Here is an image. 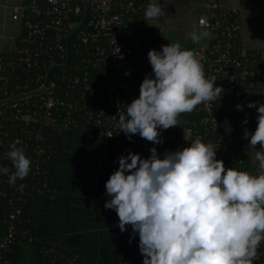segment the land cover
<instances>
[{
	"label": "built area",
	"instance_id": "obj_1",
	"mask_svg": "<svg viewBox=\"0 0 264 264\" xmlns=\"http://www.w3.org/2000/svg\"><path fill=\"white\" fill-rule=\"evenodd\" d=\"M196 1L197 31L211 36L205 45L200 41L185 49L195 51L206 76H214L224 91L215 102L178 116L180 125L162 130L159 145L139 134L129 139L120 132L118 119L152 72L148 52L168 44L144 21L147 0H88L85 24L70 39L67 67L68 38L82 22L83 0H24L14 7L20 34L13 48L0 51V165L15 171L5 155L15 141L32 163L29 175L14 185L0 176V264H19L9 257L12 245L36 240L27 227L26 207L37 195L55 193L51 162L59 154L58 140L78 126L96 129L107 140L131 142L133 149L125 148L124 155L131 151L142 158L150 156L152 147L163 158L170 145L199 137L214 144L226 168L249 172L250 140L244 137L246 130L252 132L258 112L247 105L264 103V49L240 41L244 20L238 7H225L221 0ZM41 253L55 264H80L78 255L55 244H44ZM143 258L137 234L118 264H143ZM252 264H264V242Z\"/></svg>",
	"mask_w": 264,
	"mask_h": 264
},
{
	"label": "clouds",
	"instance_id": "obj_2",
	"mask_svg": "<svg viewBox=\"0 0 264 264\" xmlns=\"http://www.w3.org/2000/svg\"><path fill=\"white\" fill-rule=\"evenodd\" d=\"M162 16L159 0H150L144 11L147 26L161 31ZM188 35L199 43L211 33L193 30ZM148 59L152 72L145 76L139 97L119 112V128L129 139L139 134L159 145L162 130L180 125L178 116L215 102L224 89L214 76H206L195 51L178 42L150 50ZM236 107L243 111V105ZM247 107L258 112L255 132L246 130L244 137L254 150L255 174L226 168L216 158L214 144L199 137H185L190 146L166 151L163 158L156 147L147 158L131 151L119 157L118 169L105 184L110 199L104 207L116 212L121 232L131 226L129 243L138 234L143 264H252L264 242V103L249 102ZM19 143L5 154L15 171L0 165V176L13 185L31 170Z\"/></svg>",
	"mask_w": 264,
	"mask_h": 264
},
{
	"label": "crops",
	"instance_id": "obj_3",
	"mask_svg": "<svg viewBox=\"0 0 264 264\" xmlns=\"http://www.w3.org/2000/svg\"><path fill=\"white\" fill-rule=\"evenodd\" d=\"M24 0H0V51L11 49L20 34V23L13 9ZM150 0H147V5ZM163 16L159 28L151 27L166 43L193 46L189 33L197 30L199 3L196 0H159ZM225 7H238L244 20L240 41L264 49V0H221ZM207 42L209 38H206ZM206 42V43H207ZM258 116V115H257ZM257 116L252 132L257 128ZM132 143L105 139L96 129L78 126L58 140L60 161L53 176V195H37L29 203L28 218L34 242H18L11 249L19 264H55L42 255L44 244H55L68 255H78L80 264H118L130 252L131 226L121 232L114 210L104 207L110 199L105 184L118 169V159ZM190 143L172 144L169 151L181 150ZM259 150L260 145L256 146ZM249 172L255 174L257 162L250 148Z\"/></svg>",
	"mask_w": 264,
	"mask_h": 264
},
{
	"label": "water",
	"instance_id": "obj_4",
	"mask_svg": "<svg viewBox=\"0 0 264 264\" xmlns=\"http://www.w3.org/2000/svg\"><path fill=\"white\" fill-rule=\"evenodd\" d=\"M83 2H84V8H85V10H84V16H83L82 22H81L80 26L78 27V29H77L76 31H74L73 34H71V35L69 36V38H68V50H67V52H68V60H67L66 64L63 65V67H67V66L69 65V62H70V57H71L70 39H71V37H72L75 33H77V32H78V31L84 26L85 21H86L87 16H88V12H89V3H88V0H83ZM56 68H58V67H56ZM56 68H53V69L50 70V72H49V74H48V79H50V77H51V75H52V71H53L54 69H56Z\"/></svg>",
	"mask_w": 264,
	"mask_h": 264
},
{
	"label": "trees",
	"instance_id": "obj_5",
	"mask_svg": "<svg viewBox=\"0 0 264 264\" xmlns=\"http://www.w3.org/2000/svg\"><path fill=\"white\" fill-rule=\"evenodd\" d=\"M127 143H128V141H127ZM129 147H130V149H133L132 144H131ZM59 154H60V148H59ZM59 154L55 155V156L53 157V159H52V162H51V176H53V174H54V172H55V167L58 165V163H59V161H60V159H59L60 155H59ZM28 209H29V205L26 207V214H25L26 216H28ZM27 227L30 228V225H27ZM17 243H18V242H17ZM15 244H16V243H15ZM15 244H14V245H15ZM12 247H13V245H12ZM12 247H11V249H12ZM9 257H10L11 260H13L14 262H17V260H18V257L14 256V255H12V254H10Z\"/></svg>",
	"mask_w": 264,
	"mask_h": 264
},
{
	"label": "rangeland",
	"instance_id": "obj_6",
	"mask_svg": "<svg viewBox=\"0 0 264 264\" xmlns=\"http://www.w3.org/2000/svg\"><path fill=\"white\" fill-rule=\"evenodd\" d=\"M206 42H207V39L205 38V39H203V40H201V43H202V45H205L206 44Z\"/></svg>",
	"mask_w": 264,
	"mask_h": 264
}]
</instances>
